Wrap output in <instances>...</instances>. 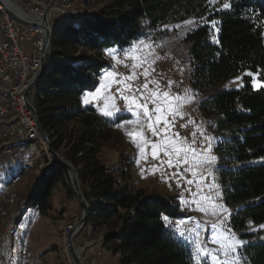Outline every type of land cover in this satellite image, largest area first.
I'll use <instances>...</instances> for the list:
<instances>
[{
    "label": "trees",
    "instance_id": "1",
    "mask_svg": "<svg viewBox=\"0 0 264 264\" xmlns=\"http://www.w3.org/2000/svg\"><path fill=\"white\" fill-rule=\"evenodd\" d=\"M104 6L79 23L55 27L50 70L35 86L33 101L42 128L53 148L78 168L84 196L90 205L87 227L109 229V251L120 264H191L190 248L169 235L162 216L180 220L177 198L157 197L130 184L132 158L116 170L103 160L113 141L112 129L130 120L113 118L85 106L110 69L103 51L128 49L149 39L162 25L187 20L200 22L182 38L185 66L199 108L218 139V181L227 208H235L229 226L246 244L243 264H264V241H253L250 225L264 224V87L250 76L243 87L206 92L245 72L264 83V0H88ZM227 3L229 8H223ZM87 53L94 55L92 59ZM76 123L78 129H69ZM62 171L47 172L37 182L28 206L43 214L52 189L65 185ZM32 192V190H30Z\"/></svg>",
    "mask_w": 264,
    "mask_h": 264
},
{
    "label": "rangeland",
    "instance_id": "2",
    "mask_svg": "<svg viewBox=\"0 0 264 264\" xmlns=\"http://www.w3.org/2000/svg\"><path fill=\"white\" fill-rule=\"evenodd\" d=\"M87 1L88 0H60V2L56 5V8L50 12L51 27L54 29L55 27H63L70 23H79L83 21L84 18L95 15L97 11L104 6L103 3L98 1H90L88 4H86ZM39 2H41L40 6H42V4L49 5L51 0H39ZM217 2L218 0H215V3L212 4H216ZM187 21H192V23L186 24L185 22ZM187 21L167 23L162 25L155 34H153L149 39L145 40L154 42V48L152 51L154 55L159 56V59L154 64L155 72L152 73L150 79L154 78L159 80L162 88L167 86V82L169 80H172L176 82L173 85V92H176V90L179 89L180 93L183 94L184 89H188L190 90L189 94L195 98L194 101L191 100L193 102L192 104L185 105L184 112L187 115L185 116L184 120H177L176 130H178L182 136L189 134L193 130L192 126L187 129L180 127L182 123H185L187 120L191 119L197 124L202 125V127L206 129V134L215 137V141H217L218 132L215 128L208 127L207 118L199 108V101L197 97L199 91L196 88L192 89L194 87L192 86L189 79V73L186 69L184 60L185 51L182 38L188 31L196 28L201 23L192 19ZM177 25H180V27L177 28ZM103 56L107 60L112 59L108 55V51H103ZM166 56L169 57V60H166ZM170 56H172V61ZM86 57L88 59H92L94 55L87 53ZM162 57H164V59ZM120 58L121 60L124 59L123 56ZM161 59L164 61H160ZM109 64L112 71H116L113 69V67L118 68V71L122 70L120 69L121 67L123 68V65L117 64L115 61H112V64L109 62ZM243 74L240 76H244ZM251 78L255 88L264 87V83L259 80L258 74ZM240 83L243 84L242 81H236L235 78L225 84L210 88L206 92L205 96L211 97L216 91L219 90L239 89L241 88L239 86ZM256 84H260L261 86L257 87L255 86ZM149 87L151 88L153 85L150 84ZM192 90L193 92L191 93ZM34 91L35 88L31 95L32 101ZM149 107L151 108V105H149ZM119 108L121 111L115 114H128L126 113L127 110H125V107ZM129 116L131 117L130 119H133L132 113ZM121 125L123 126H118L112 129L113 137L115 139L109 142L103 150L104 162L108 163L115 170L121 166V158H123L124 161L128 160L131 158L130 149L136 148L130 141L129 137L125 134L126 131H131L134 126L126 123ZM72 128L78 129L77 124H71L69 129ZM145 135H151L147 132L146 128ZM199 142L200 137L198 135L197 143L199 144ZM28 153L31 154L28 155ZM28 153L26 156V161L29 162L28 166L22 170V173L13 177L15 180V187L11 189V192L8 195L2 196L0 198V207H6V203H8V209L3 218L4 223H7L11 220V215L13 213L20 212L19 223L23 226V233H20L17 229L14 232V252L17 258V264H74L67 248V235L69 232L67 235L66 233L68 226H74V224L80 220L83 212L81 203L74 192L67 174L62 172L65 178V185H56L52 189L48 211L41 214L32 207H29L28 202L34 193L36 179L44 172L47 173L54 170L62 171V169L56 168L47 170L53 161L50 155L47 153L43 142L41 141L33 143L29 147ZM59 154L63 157L61 153ZM212 154L215 155L214 152ZM30 159L32 162H30ZM139 164L141 167H155L159 166V161L152 159L151 156H148L147 160L140 158ZM218 166V159L214 165L204 166L202 174L207 176L206 169L210 167L212 168L213 175L208 177V179L203 184L202 191L199 192V196L195 197L200 201L201 206L208 208V214L195 210L196 205L192 203V200L194 199L193 194L198 192L197 185L199 184V180H197V183L192 185H186L184 180H179L178 182V178L172 176V173L176 171V169L162 167L155 177H151L148 180V184H144L139 181L136 182L135 176L132 172L133 168L131 167L130 184L137 189L147 190L152 195L157 197L168 198L170 196H175L179 203L180 211L183 215L182 219H187L188 217L193 218V220L189 221L187 225H180V227H191L195 221H199L200 224L207 229L206 232L202 233L203 239L207 240L208 237L212 235V223L227 217L225 220V226L230 228V217L232 212L235 210V208H227L223 203L217 175ZM76 169L78 171V168ZM185 176L188 178H193L188 173H185ZM20 178L21 180L18 181L17 179ZM213 183L218 185L219 188L216 189L215 187H212L210 189L209 186ZM187 188H191L192 192L190 193L187 191ZM30 190H32V192ZM217 192H219V196H217ZM203 196H211L216 200L217 203L223 204L229 210L230 215L227 213L212 215L211 213L214 211V209L210 207L209 202L200 199V197ZM181 198H183L186 202L184 205H181ZM170 221L173 225H175L179 220ZM261 226H264V224L258 226L250 225L249 227L248 232L257 235L253 238V241L255 242L264 241V228ZM108 234L109 229L102 225L89 227L86 226L78 234L75 239V248L79 253L83 264H120L119 255H114L109 251L110 244H108L107 241ZM207 246L210 248L216 247V245L213 244H208Z\"/></svg>",
    "mask_w": 264,
    "mask_h": 264
},
{
    "label": "snow or ice",
    "instance_id": "3",
    "mask_svg": "<svg viewBox=\"0 0 264 264\" xmlns=\"http://www.w3.org/2000/svg\"><path fill=\"white\" fill-rule=\"evenodd\" d=\"M210 3H215V0H210ZM229 7L230 5L227 3L223 5L225 9ZM185 23L191 24L192 21ZM176 27L179 28L180 25ZM153 48L154 42L141 40L134 42L128 49L108 50L110 58L117 64L128 68L129 72L127 74L116 71L106 73L102 77L100 88L97 89L93 99L103 97L105 103L100 108L101 114L112 118L115 113L121 111L116 103V94H118L119 100L124 103L125 110L133 114V119L123 123L134 126L131 131H126L125 134L138 150L139 158L135 162L139 164L140 158L147 160L150 154L152 159L159 161V167H154L153 172L162 167L173 168L176 171L172 173V176L177 177L178 182L184 180L186 185H192L199 180L198 192L193 194L192 203L196 205L195 210L208 214V208L201 206L200 201L195 197L199 196L208 177L213 175L210 167L206 169L207 176L203 175L202 171L205 165H214L218 159L216 155L212 154L213 142L216 138L207 135L206 129L191 119L180 125L184 129L192 126L193 130L189 134L182 136L176 130L177 120H184L187 115L184 112V107L193 97L189 95L190 90L188 89H184L183 94L173 92V85L176 82L172 80H169L167 86L162 88L159 80L150 79L152 73L155 72L154 64L159 59L158 55H154ZM121 56H123V60H121ZM129 60L132 61L131 64L127 63ZM243 75L254 77L256 74L245 72ZM141 77L144 82L139 85L135 84L134 82ZM242 80L243 76L236 77V81ZM103 81H108V84L106 85ZM150 84L153 87L150 88ZM114 86L116 94L112 93ZM239 86L243 87V84L240 83ZM255 86L261 85L256 84ZM84 103H89L88 96L85 97ZM145 128L151 134L150 136L145 135ZM198 135L200 137L199 144L197 143ZM143 171L141 169L142 174ZM185 173L190 174L193 178L186 177ZM209 187L210 189L212 187L219 188L214 183ZM187 191L191 193L192 189L187 188ZM217 196H219V192H217ZM200 199L209 202L210 207L214 209L212 215L220 213L230 215L229 210L223 204L217 203L213 197L203 196ZM185 203L181 198V205ZM226 218L212 223V235L204 240L202 233L207 229L199 221H195L191 227L181 228L180 225H187L193 218L181 219L173 225L168 216H162L169 235L189 246L191 264H243L244 257L239 250L244 247L246 242L240 240L231 228L225 226ZM261 227L264 228V226ZM208 244L216 245V247L210 248L207 246Z\"/></svg>",
    "mask_w": 264,
    "mask_h": 264
},
{
    "label": "built area",
    "instance_id": "4",
    "mask_svg": "<svg viewBox=\"0 0 264 264\" xmlns=\"http://www.w3.org/2000/svg\"><path fill=\"white\" fill-rule=\"evenodd\" d=\"M2 2L13 12L15 8L24 12V15L15 12L27 21L41 20V11H45V5L40 6L39 0H2ZM44 13V12H43ZM6 28L0 35H3V43H0V152H2V144L13 143L16 140V134L19 131L21 120H28L31 127V134L28 137H35L39 135L36 126L33 124V118L30 110L26 105V92L28 91L27 99L32 104V97H29V81L34 78V71L40 66V51L43 46L44 32L37 27L26 26L6 12ZM170 55V54H169ZM164 59V57H162ZM169 60V57H165ZM172 61V56H170ZM161 59L160 61H164ZM129 64L132 61L127 62ZM169 63V62H168ZM119 73H128L129 69L121 67H113ZM103 77V76H102ZM102 80V78H101ZM144 82L143 77L134 83L139 85ZM180 92V90H176ZM112 93L116 94V87L112 88ZM117 104L119 107H124V103L119 100L118 94ZM7 97H14L15 101L20 105V121H11L9 117V107L7 106ZM104 100V99H103ZM103 101L100 102V106ZM24 152L15 151V153H3V160L1 162H12L14 155H21ZM8 193V186L3 188ZM8 209L0 207V218H4ZM14 227V223L12 227ZM8 231L6 228L4 236L0 240V264H6V255L8 252Z\"/></svg>",
    "mask_w": 264,
    "mask_h": 264
},
{
    "label": "water",
    "instance_id": "5",
    "mask_svg": "<svg viewBox=\"0 0 264 264\" xmlns=\"http://www.w3.org/2000/svg\"><path fill=\"white\" fill-rule=\"evenodd\" d=\"M60 2V0H51L49 3L48 7L45 9L43 16L41 20H35V21H27L20 15L16 14L12 10H10L3 2L0 0V3L3 4L5 11L15 20L18 22L30 26V27H37L43 30L44 32V40H43V46L40 51V58H41V68L39 72L34 76L31 82V88L39 83V81L44 77V75L49 71V68L47 66V56L48 52L51 48V44L53 41V36H54V29L51 27L50 23V12L53 10L54 6L57 5ZM26 105L27 108L30 110L32 113V116L35 120L36 123V129L39 134V137L41 141L43 142L45 149L47 153L50 155L52 158V164L49 165L47 170L50 169H56L60 168L64 171L65 174H67L68 179L70 180V183L72 184V187L74 189V192L78 198V200L81 203V206L83 208L82 216L80 220H78L73 228L70 230L68 237H67V248L69 250V253L71 255V258L73 260L74 264H83L79 253L77 252L75 248V239L78 236V234L87 226L88 220L90 217V205L87 202L83 191L81 187V182L79 179V174L76 169V167L64 159L54 148H53V143L51 141L50 135L42 128L41 122H40V117H39V112L37 109L29 102L27 99L28 97V91L26 92ZM46 173L44 172L40 177H38L35 181V187H34V192L37 189V182L42 179V177ZM31 198V197H30Z\"/></svg>",
    "mask_w": 264,
    "mask_h": 264
},
{
    "label": "bare ground",
    "instance_id": "6",
    "mask_svg": "<svg viewBox=\"0 0 264 264\" xmlns=\"http://www.w3.org/2000/svg\"><path fill=\"white\" fill-rule=\"evenodd\" d=\"M11 6L15 10V12L24 15L23 11H21L18 8H15L14 5H11ZM47 6L48 5H45V8ZM55 8H56V5L54 6L53 9ZM43 12L44 10L41 11V14L38 16L41 17ZM5 20H6V11L4 9L3 4L0 3V32H3L6 28ZM0 43H3V35H0ZM51 53H52L51 50H49L48 56H47V66L49 62L48 58L49 56L52 55ZM40 68H41V61H40L39 69L34 71V76L39 72ZM48 68L50 70V67ZM31 82L32 80L29 81V97H31L32 92L36 86L35 85L31 88ZM32 105L36 108L33 101H32ZM7 106L9 107V117L11 118V121H20V105L18 102L15 101L14 97H7ZM33 124L36 126L34 118H33ZM30 134H31V127H30V124L28 123V120H21V125H19V131L16 134V140H13V143L2 144V152H0V160H3V153H15V151H18V152H24V154L14 155L12 157V162H1L0 163V198L2 196L8 195L11 192V189L15 187V180L13 179V177L22 173V170L28 166L29 162L26 161L27 160L26 156H27L29 147L33 143L41 141L39 135L37 136V138L28 137ZM7 186H8V193H6V190H3V188ZM19 215H20V212L13 213L11 215V220L7 223H4V219L0 218V240L6 232V228H9L8 252L6 255V264H17V258L14 252V249H15L14 232L17 229L20 233H23V226L19 223ZM13 223H14V227L11 228ZM72 228L73 226H68L66 235L68 234V232H70L69 230H71Z\"/></svg>",
    "mask_w": 264,
    "mask_h": 264
},
{
    "label": "crops",
    "instance_id": "7",
    "mask_svg": "<svg viewBox=\"0 0 264 264\" xmlns=\"http://www.w3.org/2000/svg\"><path fill=\"white\" fill-rule=\"evenodd\" d=\"M109 62H111V64H112V61H114L113 59H110V60H108ZM112 71V69L110 68L106 73H108V72H111ZM105 73V74H106ZM104 74V75H105ZM104 75H103V77H104ZM101 82H102V80H101ZM103 83H105L106 85L108 84V81H103ZM101 84V83H100ZM100 88V85H99V87L97 88V89H99ZM97 89L95 90V91H93V92H89V93H87L86 95H85V97L86 96H88L89 97V103H84V99H85V97L83 98V103H84V105L85 106H92V107H94V108H96V109H98V110H100V108H102L103 106H104V103H105V101L103 100V97H101V98H96V99H93V97L95 96V93H96V91H97ZM192 89H195V88H192ZM101 92L103 93V90H101ZM193 92V90L191 91V93ZM89 94H91V95H89ZM190 96H192L191 94H189ZM194 97H193V101H194ZM103 101V104L101 105V107H100V102H102ZM193 102L192 101H190L188 104H192ZM123 111H125V110H123ZM190 111V110H189ZM101 112V111H100ZM126 113H128V114H126V115H131V113L130 112H128V111H126ZM116 115H118V114H114V116H116ZM113 116V117H114ZM112 117V118H113ZM215 143H216V141H214L213 142V145L215 146ZM131 150V153H130V156H131V158H132V163H131V167L133 168V170H132V172H133V175L135 176V180H136V182H142V183H144V184H148V180L151 178V177H155V175L160 171V168H159V170H157V171H155V172H153V168L154 167H152V166H150V167H145V166H140V164H137L135 161L137 160V158H139V153H138V151H137V148H131L130 149ZM213 152H214V150H213ZM29 154H31V153H28V155ZM148 156H151L150 154L148 155ZM30 162H32V160L30 159ZM155 167H159V166H155ZM141 169H143L144 171H143V174H142V172H141ZM18 181H20L21 180V178L20 179H17ZM145 186H147V185H145ZM144 186V187H145Z\"/></svg>",
    "mask_w": 264,
    "mask_h": 264
}]
</instances>
